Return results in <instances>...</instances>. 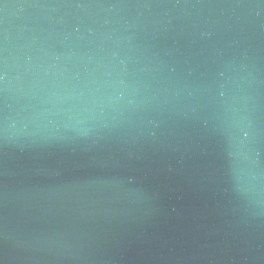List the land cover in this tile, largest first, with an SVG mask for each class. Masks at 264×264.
Listing matches in <instances>:
<instances>
[{
    "label": "water",
    "instance_id": "water-1",
    "mask_svg": "<svg viewBox=\"0 0 264 264\" xmlns=\"http://www.w3.org/2000/svg\"><path fill=\"white\" fill-rule=\"evenodd\" d=\"M0 264H264V0H0Z\"/></svg>",
    "mask_w": 264,
    "mask_h": 264
}]
</instances>
